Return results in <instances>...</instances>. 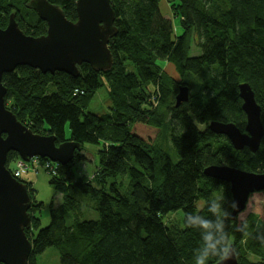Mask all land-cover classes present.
<instances>
[{
    "label": "trees",
    "instance_id": "16d2710c",
    "mask_svg": "<svg viewBox=\"0 0 264 264\" xmlns=\"http://www.w3.org/2000/svg\"><path fill=\"white\" fill-rule=\"evenodd\" d=\"M20 1L18 6L0 0V27L5 28L15 14L27 35H45L47 23L28 7L32 0ZM48 1L60 6L70 21H77V0ZM226 1L222 9L218 0H173L184 29L177 36L173 21L161 10L162 0H111L118 34L110 41L114 65L109 71L83 64L75 78L21 66L3 76L9 109L35 134L54 135L57 144L74 141L82 151L87 144L100 148L98 188L82 178L71 183L75 175L71 168L84 161L81 153L51 179L64 202L59 207L52 203L48 227L41 228L35 217L43 203L34 201L32 183L18 178L32 197V229L26 231L33 246L29 264H37L38 256L49 248L57 249L60 264H196L205 251L209 256L204 264H217L231 244L239 264H264V220L250 214L242 224L233 221L230 185L204 174L211 165L264 173V137L255 154L236 151L225 136L208 127L199 130L192 117L202 125L232 122L244 129L247 120L239 85L249 83L264 125V0ZM24 8L32 12L28 21L21 15ZM192 32L199 39L200 56H190ZM160 60L175 67L180 83L162 71ZM197 77H201L199 92L191 93L180 108L168 110L171 153L157 146L165 117L156 103L174 105L180 85ZM104 83L112 108L98 115L88 108ZM147 84L156 87V102L148 103L150 94L143 91ZM18 158L9 153L11 172L10 163ZM120 177H129L130 193L123 194L121 185L116 186ZM70 191L91 198L98 219L75 217L69 224V214L79 209ZM200 201L202 209L197 207ZM178 211L184 215L183 228L168 227L165 217ZM32 230L37 231L35 237ZM248 254L259 261H250Z\"/></svg>",
    "mask_w": 264,
    "mask_h": 264
},
{
    "label": "water",
    "instance_id": "95a60500",
    "mask_svg": "<svg viewBox=\"0 0 264 264\" xmlns=\"http://www.w3.org/2000/svg\"><path fill=\"white\" fill-rule=\"evenodd\" d=\"M47 23L40 37L27 35L12 14L6 28L0 27V264H29L32 241V198L26 183L16 179L7 167L8 155L15 152L25 162L35 157L67 166L82 151L74 141L57 144L54 135L35 134L7 108V88L3 76L18 67L28 66L43 74L64 72L79 77L83 64L99 72L114 65L110 41L118 34L116 13L111 0H77V21H70L64 10L48 0H32L28 5ZM188 86L180 85L175 108L190 98ZM242 109L246 115L245 131L234 123L211 121L209 130L226 136L235 150L248 149L255 154L264 137L262 109L249 83L239 85ZM205 176L228 183L234 201L231 219L244 212L254 193L264 192V173L249 172L228 165H211ZM217 264H239L234 245Z\"/></svg>",
    "mask_w": 264,
    "mask_h": 264
},
{
    "label": "rangeland",
    "instance_id": "374dc122",
    "mask_svg": "<svg viewBox=\"0 0 264 264\" xmlns=\"http://www.w3.org/2000/svg\"><path fill=\"white\" fill-rule=\"evenodd\" d=\"M218 7L225 9L227 5L226 0H218ZM14 2L13 4H16L20 6L22 4L20 0H12ZM25 7H27V4L23 3ZM162 11L165 14V16L169 17L173 21L174 29H175V35L179 36L182 35L184 32V29L182 27V17L181 15H178L177 13V8L173 6V0H162L161 4ZM19 8V7H18ZM21 10V9H20ZM19 11V10H18ZM21 15L26 17V20L28 21L29 17L32 15V12H30L27 8H24L21 10ZM28 18V19H27ZM23 25L24 26H30L29 22H26L23 20ZM7 27V26H6ZM5 27V28H6ZM189 45H190V56L195 57V56H200L202 51L199 47V39L196 37L195 32H192L191 35L189 36ZM127 65V64H126ZM158 65L162 69V71L172 79H174L177 83L181 82V78L179 74L176 72L175 67L169 63L168 61H158ZM173 66V69L172 67ZM133 67L130 66L129 70H132ZM212 73V72H211ZM210 72L207 71L205 75H209ZM201 78V77H200ZM200 78H187V81H185L186 85L190 87L191 93L196 94L200 90V83L199 80ZM199 79V80H198ZM145 89V90H144ZM143 91L146 95H149L148 98V103L154 101V91L156 90V87L147 84L144 87ZM53 88L50 87V91H52ZM142 92V89L141 91ZM143 93V92H142ZM153 94V95H152ZM151 100V101H150ZM175 102L174 100V105L173 101L169 102V106L161 107L158 103H156L157 109L164 114V131L161 132L157 146H163L165 149L173 151V144L170 139V132H169V126H170V120L172 119V114L168 111L169 108L175 107ZM146 105V104H145ZM9 104H7V108L9 109ZM112 108V102L109 98V93L107 89L106 83L102 86L101 89L98 90L94 98L91 100L89 103V108L88 111L98 114V115H103L106 114L110 111ZM193 120L199 130L204 131L208 126L205 124H199L198 121L196 120V117L192 115ZM71 132L69 129V126L66 129V137L67 139L70 137ZM99 150L100 148L93 147L91 145H85L83 151L77 152L81 153L82 156L84 157V161L76 163L72 168L71 171L75 174L74 177L71 179V183H74L78 179H86L87 182H90L93 186L99 187V184L95 177L98 174L99 170ZM76 153V154H77ZM39 158V157H38ZM42 163L38 164L37 168V174L35 175V180H33L32 183V190L34 191V201L36 203H43V208L39 210L37 214H35V217L40 219L41 221V228L48 227L51 223V205L54 203L55 207H59L60 205L63 204L64 202V196L62 193H60L54 185L51 184V179L58 175L59 169L56 173V175L49 173L44 169V165L47 166L48 162L50 161L49 159H41ZM72 163V162H71ZM58 164V163H54ZM53 164V165H54ZM54 165V166H56ZM10 169L15 171L16 170V164L15 162L10 163ZM61 167V166H60ZM70 171V170H69ZM121 185L119 188L123 194H127L128 192L130 193L131 191V186H130V179L129 177H120L117 179L116 186ZM121 193V194H122ZM76 199L78 203L79 209L76 212L70 213L68 216V223L72 224V220L75 219V217L79 218L80 220H95L98 219V212H97V206L95 202L89 198L86 195H82L80 193L71 192ZM204 206V202L200 201L197 203V207L199 209H202ZM176 213V214H175ZM173 214L167 215L164 219V223L170 227V228H183L184 223V215L182 211L175 212ZM250 214H255L258 216L261 220H264V192H258L254 193L251 195L250 200L247 204V208L244 212L239 214L237 220L239 224L244 223L248 216ZM32 229V228H30ZM36 233L37 231L34 230ZM33 230L31 231L32 237H35V233ZM247 258L250 261L253 262H258L259 260L252 256L251 254H248ZM37 264H60V255L57 249L55 248H49L47 249L43 254L39 255L37 258Z\"/></svg>",
    "mask_w": 264,
    "mask_h": 264
},
{
    "label": "built area",
    "instance_id": "2783aa9c",
    "mask_svg": "<svg viewBox=\"0 0 264 264\" xmlns=\"http://www.w3.org/2000/svg\"><path fill=\"white\" fill-rule=\"evenodd\" d=\"M154 100H156L155 97H154ZM40 163H42V160H40V158H38V157L31 159L29 162H25L19 157L15 163L16 164V170L14 171V176L16 178H21L23 176V173H25V172H33L36 175L38 164H40ZM53 164H54V162L49 161L47 166L44 165V169L46 171H48L49 173L56 175V173H57V171L61 165L54 164V165H56V166H54Z\"/></svg>",
    "mask_w": 264,
    "mask_h": 264
},
{
    "label": "crops",
    "instance_id": "0c3cea01",
    "mask_svg": "<svg viewBox=\"0 0 264 264\" xmlns=\"http://www.w3.org/2000/svg\"><path fill=\"white\" fill-rule=\"evenodd\" d=\"M22 180L27 181V182H32L33 180H35V174L33 172H25L23 173Z\"/></svg>",
    "mask_w": 264,
    "mask_h": 264
},
{
    "label": "clouds",
    "instance_id": "9594fccd",
    "mask_svg": "<svg viewBox=\"0 0 264 264\" xmlns=\"http://www.w3.org/2000/svg\"><path fill=\"white\" fill-rule=\"evenodd\" d=\"M210 248H214V246L210 245ZM208 256L209 252L205 251L203 256L197 260L196 264H204L205 258H208Z\"/></svg>",
    "mask_w": 264,
    "mask_h": 264
},
{
    "label": "flooded vegetation",
    "instance_id": "af4514ba",
    "mask_svg": "<svg viewBox=\"0 0 264 264\" xmlns=\"http://www.w3.org/2000/svg\"><path fill=\"white\" fill-rule=\"evenodd\" d=\"M185 86H187V85H185ZM190 93V96H191V92H189ZM246 116V115H245ZM247 120V119H246ZM228 123H230V122H228ZM232 123V122H231ZM210 124V123H209ZM209 124H208V129H209ZM235 124V123H234ZM236 125V124H235ZM237 126V125H236ZM238 127V126H237ZM241 129V128H240ZM241 130H243V132L245 131V128L244 129H241ZM220 136H224V135H220ZM226 137V136H225ZM227 138V137H226ZM228 139V138H227ZM229 140V139H228ZM230 141V140H229ZM231 143V142H230ZM232 145V144H231ZM233 146V145H232ZM234 148V147H233ZM235 149V148H234ZM247 149V148H246ZM245 150V149H244ZM236 151H238V150H236ZM243 151V150H242ZM12 175L14 176V172H12ZM15 177V176H14ZM16 178V177H15ZM22 178V177H21ZM16 179H18V178H16ZM20 179V178H19ZM30 191V190H29ZM32 198V197H31Z\"/></svg>",
    "mask_w": 264,
    "mask_h": 264
},
{
    "label": "bare ground",
    "instance_id": "6f19581e",
    "mask_svg": "<svg viewBox=\"0 0 264 264\" xmlns=\"http://www.w3.org/2000/svg\"><path fill=\"white\" fill-rule=\"evenodd\" d=\"M172 67V69H173V66H171Z\"/></svg>",
    "mask_w": 264,
    "mask_h": 264
}]
</instances>
